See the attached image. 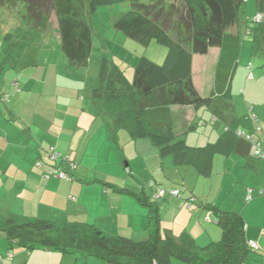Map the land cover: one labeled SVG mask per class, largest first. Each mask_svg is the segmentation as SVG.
Listing matches in <instances>:
<instances>
[{"label": "crops", "instance_id": "crops-1", "mask_svg": "<svg viewBox=\"0 0 264 264\" xmlns=\"http://www.w3.org/2000/svg\"><path fill=\"white\" fill-rule=\"evenodd\" d=\"M250 18L260 19L256 0H246L240 21L233 29L234 35L241 39L246 36ZM16 29L0 22V264H12L14 255L11 254L9 260V254L19 247L8 240L6 226L10 215L28 220L94 225L110 236L136 242V233L142 234L144 240L148 238L149 208L140 202L146 199L160 205L162 233L170 230L178 235L186 230L197 245L203 247L220 241L222 229L216 222V215L202 207V203L241 214L246 239L260 247L259 251H251L246 256L245 264H264V194H261L264 191V157H254L257 148L264 154V44L254 49L251 40H242L231 84L230 106L224 119L214 116L208 108L209 112L204 110L202 114L201 108H172L181 125L193 128L186 135L191 148L202 147L189 142L190 131H196L203 122L207 124L205 119L211 116L212 121L223 122L224 132L220 138L226 126L232 132L256 136L259 147L252 146L250 153L216 155L210 174L202 175L176 156L162 157L149 140L133 141L129 135H124L127 133H119L118 141L122 139L125 143V167L140 176L149 174L158 183L159 187L151 195L141 185L127 188L107 185L104 188L89 185V180L80 183L78 179L49 178L51 171L73 172L74 168L76 175L83 177L86 172L79 165L84 162L93 141L85 149L83 142L98 135L104 147L108 141L113 142L106 125L110 119L102 115L97 105H87L86 98L80 100L74 94L71 101H66L62 97L66 91L59 80L62 82L71 68L65 66L66 72H63V68L57 66L56 57L43 56L48 50L60 47V35L53 47L40 48L34 66H24L22 61L17 64L8 58L5 36ZM219 54V49L213 48L206 55L194 57L193 83L204 97L214 90ZM200 62L203 69L198 85L195 73ZM78 100L82 111L76 103ZM128 148H131V157ZM119 149L123 157V150ZM161 171L164 175H159ZM87 174L89 177L90 173ZM172 186L182 187L184 193ZM198 186L203 189L198 191ZM162 189L178 190L182 197L170 194L164 199L156 198V193ZM190 197L197 200V205L190 206L186 202ZM221 198L227 206L218 202ZM81 214L84 217L80 218Z\"/></svg>", "mask_w": 264, "mask_h": 264}, {"label": "trees", "instance_id": "trees-1", "mask_svg": "<svg viewBox=\"0 0 264 264\" xmlns=\"http://www.w3.org/2000/svg\"><path fill=\"white\" fill-rule=\"evenodd\" d=\"M181 1L183 9L178 17L175 6L162 14L161 11L151 14L145 8L153 9L154 6L142 5L141 0H19L27 8L28 15H24V20L28 28H18L5 36L6 55L17 64L21 61L24 66L36 64L39 42L49 23V16L43 9L49 6L57 18L60 49L70 68L75 71L86 69L94 48L91 16L99 8L131 2V10L114 21V29L145 48L156 42L167 49L166 60L159 65L146 57L140 58L133 81H130L113 60L102 56L92 100L102 115L110 119L106 125L115 144H119V133L126 132L133 141L149 140L162 157L176 156L194 166L199 174L208 175L216 155L228 157L233 153H250L256 144L245 136H256L244 132L242 136L226 126L225 134L216 143L191 148L186 135L192 127L181 125L172 108L206 107L214 116L224 119L230 106L231 84L242 40H251L254 49L264 44V0H256L260 19L250 18L251 24L242 39L234 35L233 29L240 21L246 0ZM174 17L177 21H173ZM172 29L176 30L178 38L171 34ZM213 48L220 51L215 86L212 93L204 97L193 83L194 57L206 55ZM255 139L259 143L258 138ZM254 157L262 158L255 153ZM72 171L58 172H63L66 179L77 180L75 168ZM52 177L49 174V178ZM164 191L166 197L173 192ZM193 198L186 201L190 206L197 205ZM140 202L149 208L148 238L141 242L110 236L94 225L28 220L15 215L7 218L8 240L28 252L79 253L108 264H171L172 259L188 264H245L246 256L252 251L250 241L245 237L244 219L239 213L202 203V207L216 215L222 239L201 247L186 230L178 235L170 230L162 233L160 205L149 199Z\"/></svg>", "mask_w": 264, "mask_h": 264}, {"label": "rangeland", "instance_id": "rangeland-1", "mask_svg": "<svg viewBox=\"0 0 264 264\" xmlns=\"http://www.w3.org/2000/svg\"><path fill=\"white\" fill-rule=\"evenodd\" d=\"M18 1L19 0H0V22L3 25H6L7 28H28V24L25 23L26 20H24V15H28L27 8L24 4H22V2ZM141 4L148 7L154 6L153 9L147 10V8H145L146 11H149L151 14H158L159 11H161L162 14V11L174 9L173 7L175 6L177 15L180 17L183 9L181 0H141ZM131 8V2H124L114 7L99 8L91 16V25L94 31V48L92 59L86 69L79 71L71 69V71H67V74H63L64 76L62 77V82L59 80L60 86H63V91H66V94H63V96L61 94L60 95L65 98L66 101H71L73 95L75 94V98L79 96L78 99L80 100L82 98H86L85 101L87 105H96L92 100V91L93 88L98 85V74L102 56L113 60L125 73L126 78H128L130 81H133L135 66L140 58L146 57L156 64H164L167 56L166 48L159 46L156 42H153L149 47L145 48L139 45L137 42L128 39L123 33L114 29V21L124 13L131 10ZM43 11H45L49 16V23L47 29L42 33L39 42L41 49L53 47L52 45L59 40L60 35L58 21L53 9L49 6H44ZM173 21H177V18L174 17ZM33 23L35 24L36 22ZM171 34L175 38H178L175 29L171 30ZM43 56L50 58L56 57L57 66H59L60 69L63 68V72H66L64 71L65 66L70 67L68 61L62 54L60 47L53 48L51 51L48 50ZM202 69V63H197L195 77L197 79L198 85L201 75L200 70ZM63 100H61V102H63ZM80 100H78L76 103L82 111V104ZM75 101L76 100L73 102V106L75 105ZM65 106H67V104H65ZM204 110L208 111L206 107H202L200 113L202 114ZM205 121L207 124L203 122L200 127H197L198 129L196 131H190L189 134V142H192V144L196 145L201 144L199 147H204L210 143H216L224 132L223 122L212 121L211 116L205 119ZM100 139L101 138L98 135L93 140H87L83 142V148L85 149L87 148L89 142L93 141L91 146H89L90 148L87 150L88 152L84 162L79 165L86 173L83 177H77L78 181H80V183L81 181L84 183L85 180H89V185L93 184L96 186H103L104 188H107V185H115L119 188H127L129 185L132 187L141 185L142 188L146 187L148 193L153 195L155 190L159 187L157 185L158 183L154 180L155 178L149 174L140 176L137 172H131L125 167L126 159L123 150L125 147L124 141L120 139V141H118V146L113 142L108 141L106 143V147H104L99 141ZM198 139L200 141H198ZM109 142L110 145L107 147ZM98 143H100V146H98ZM119 148L123 150V157ZM130 149L131 148H128L127 151L128 156L131 157L133 155L130 153ZM87 173H90L89 177ZM161 174L164 175V172L161 171L159 175ZM150 182L153 185H149ZM172 187L178 188L180 191H182V193H184V189L182 187ZM202 189V186H198L197 190L201 191ZM218 202L227 206V203L222 198L218 200ZM79 217L82 218L84 215L81 214ZM132 232L135 233L134 231ZM136 236L138 238L136 242H141L144 240L142 234L136 233ZM145 238H147V236ZM207 245L209 244L207 243ZM10 254L14 255L13 261L11 260L12 264H61V262H63V264H108L101 259L92 256L89 257L85 254L79 253L64 256L63 253L58 251L35 250L33 252H27L20 249L19 247H16ZM176 263L188 264L179 259H172L171 264Z\"/></svg>", "mask_w": 264, "mask_h": 264}, {"label": "built area", "instance_id": "built-area-1", "mask_svg": "<svg viewBox=\"0 0 264 264\" xmlns=\"http://www.w3.org/2000/svg\"><path fill=\"white\" fill-rule=\"evenodd\" d=\"M239 135H242L244 136L243 132L241 131H238L237 132ZM245 137H247L249 140H251L254 144H256L257 147H259V143L257 142V140L251 136V135H246ZM255 155L256 156H260V157H264V154L262 153V151L257 148L256 152H255ZM50 174L53 176V177H62V178H66L65 174L63 172H57V171H51ZM261 194H264V191H261ZM167 195V193L164 191V190H160L158 193H156V198H165ZM172 196L174 197H180L181 196V193L180 191L176 190V191H173L171 193ZM249 247L251 248L252 251H259L260 247L259 245L254 242V241H250L249 242ZM9 260L12 259V255L9 254V257H8Z\"/></svg>", "mask_w": 264, "mask_h": 264}]
</instances>
